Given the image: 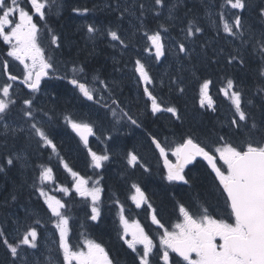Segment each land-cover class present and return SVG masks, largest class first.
<instances>
[{"label": "trees", "instance_id": "trees-1", "mask_svg": "<svg viewBox=\"0 0 264 264\" xmlns=\"http://www.w3.org/2000/svg\"><path fill=\"white\" fill-rule=\"evenodd\" d=\"M127 2L132 3L133 0H56L59 7H52L53 11L46 8L44 10L46 21H41L39 15L32 10L29 0H20L21 6L33 16V22L38 24L39 42L44 48L45 57L50 58L54 67L48 69L49 77L42 83L38 92L26 91L22 86L15 84L17 88H14L11 93L17 100V104L12 108L11 116L4 120L23 122L26 128L31 129V122L26 121L20 109L25 99L32 98L36 110L35 115L43 122L42 126L46 134L56 146V153H53L50 147L42 146V142H39L31 131L24 133L25 136L19 134L5 137L2 135L3 130L0 126V160L9 155L14 157L24 154L27 157L25 167L20 161L15 166H8L5 163V171L0 172V229H3L13 242L29 228L37 230L38 244L43 234L54 232L55 218L51 217V213L44 204V198L36 190L38 187H43L47 195L61 200L66 205L63 211L70 221L68 239L72 249L84 250V242L93 240L104 247L114 264H139L137 254L131 252L113 231L116 228V218L121 213V208L125 212L124 217L126 219L130 217L129 210L134 207L130 199L134 192L133 184L138 186L147 198L153 193L149 182L144 180L148 178L149 173L146 176L139 175L138 166L131 167L128 164V153L135 154L141 165L142 161L147 163L157 161L156 155L153 156L155 152L148 146L152 138H156L162 144L170 143L169 141L161 142L164 141L162 137L166 138L165 129H170L172 135L170 140L177 144L183 143L187 138H192L210 153L224 142L237 146L242 145L246 135L243 132L236 133L232 128L230 122L237 117L234 116L232 106L220 91L227 79H232L235 90L243 93V106L250 113L251 118L258 123L264 122V93L256 91L264 83L258 75L261 56L258 50L253 49L255 40L264 34V17L260 16V10L264 8V0H246V8L242 12L231 8L225 9V18H228V22H233V13L241 15L245 32L253 37L252 42L244 47H240L238 41L232 42L231 38H227L222 29L217 33L208 20V10L215 3L216 7L213 11L218 12L222 0H183L177 8L173 9L170 22L165 20L162 14L157 16L153 11L150 14H143L149 33L159 30V26L163 24L169 32L165 36L174 40L175 45L177 40L183 39L184 33L181 30L187 27L189 20L203 29V32L189 43L192 57L190 60L183 59V62L188 64L187 70H182L180 73L175 68H168L165 73L161 68L154 69V62L147 65L148 72L154 81L147 87L162 107H174L177 112L176 116L164 111L152 114L149 101L144 97V85L138 83L139 78L131 73L135 61L131 56L128 61L124 60L123 51L132 47L140 53L142 52L141 45L128 35L130 29H125L127 22L122 20L125 18L124 14L121 16L122 12L115 11L116 9L114 11L117 14L109 15L107 12L110 6L116 7L117 4L122 5ZM138 2L152 9L154 0H138ZM85 8L88 9L87 13H83ZM73 9L81 11L78 13ZM118 16L120 19L117 18ZM155 17H157V22L154 20ZM118 20L124 25L122 30L127 32V37L122 34L121 26L116 24ZM104 21L106 26L101 23ZM154 24L156 25L153 26ZM87 25H94L99 29L94 39H89ZM49 29L58 37L59 47L51 43ZM108 29L117 30L128 46L122 51L119 50V45L112 47L111 44L115 42L107 37ZM8 47L0 40V86L7 81L3 74V63L7 61L10 66V57L6 56ZM234 48L238 49V52L234 53ZM231 54H236L237 60L230 65L228 58ZM241 58L243 63L240 62ZM74 68L83 69V71L74 72ZM128 72L129 75H125ZM74 77L88 86L93 83L99 85V80L107 83L111 91L110 102L107 103V107L104 106L106 108L102 110L100 108L99 111L101 115L103 112L107 117L109 116L112 129L114 127L111 120L113 116L109 107L113 109L117 107L112 104V100H116L120 109L137 121V124H132L127 117L120 121L125 126L126 134L120 137L119 143H113L115 146L111 147L110 142L102 138L98 144L90 140L88 147H85L65 121V116H70L76 122L90 125L95 117L85 116L86 113L82 114L81 108L85 105V101L78 89L68 84V80ZM136 79L137 83H135ZM204 80L211 81L209 95L213 99L212 108L207 105L200 106V85ZM249 99L252 104H248ZM1 124L2 121H0ZM129 127H132L133 133L128 131ZM99 129L95 127V132L99 133ZM134 133L137 135L134 136ZM136 139H140L141 144H137ZM256 139H259V136ZM107 143L108 147H106ZM139 145L146 147L141 149L137 147ZM89 148L97 153L109 155V161L104 163L101 169L95 170L90 167ZM64 164L87 179L89 186L96 183L100 185L102 198L97 205L100 211L97 222H92L90 219L91 200L76 194L72 187L73 177L65 169ZM143 166H147L148 169L152 168L150 164H143ZM44 168L52 169L53 179L42 185L39 181V174ZM190 169L189 171L192 172L188 179L191 187L190 189L184 188L187 195L181 199L173 194L171 199L169 198V203L168 199L162 196L158 201L163 203V209L170 212L175 210L176 206L186 202L189 203V209H191L190 201L203 204L200 207H207L209 213L214 211L211 208L214 203L218 206H225L222 192L217 189L215 179H212V175L203 163H195ZM187 174L189 175V172ZM126 175L132 179L130 180ZM60 188H66L68 191H60ZM193 192L200 198L192 196ZM13 195L15 199H12ZM29 211H31L30 216L27 215ZM14 214L17 221L9 218ZM0 247L5 250V254L10 255L6 248Z\"/></svg>", "mask_w": 264, "mask_h": 264}, {"label": "snow or ice", "instance_id": "snow-or-ice-1", "mask_svg": "<svg viewBox=\"0 0 264 264\" xmlns=\"http://www.w3.org/2000/svg\"><path fill=\"white\" fill-rule=\"evenodd\" d=\"M29 3L35 14L39 15L41 21H46L47 17L44 11L46 8L59 7L56 0H29ZM137 4L142 16L145 6L143 3H139L138 0H133L131 4L126 5L121 16L124 13L134 16L133 9L137 7ZM116 7L119 9L120 5L117 4ZM165 7H169L167 0H154L151 11L159 16ZM215 7V3H213L212 8L209 9V20L217 33L220 32V26H222L225 36L231 38L232 42L238 41L240 47L252 42L253 37L244 30L241 15L233 13L234 20L232 23H229L225 18L226 8L242 12L246 8V0H222L219 11L215 13L219 16V25H217L216 20L212 19V12ZM173 8H175L174 4L169 7V19L172 18ZM73 11L79 13L81 10L73 9ZM87 12V8L83 9V13ZM17 16L18 20L16 19ZM260 16L264 17V8L260 10ZM98 31L99 29L94 25H87L89 39H94ZM161 31L168 32V28L161 24L159 30L152 34L145 32L151 48L155 50L154 54L157 61H160L161 57L165 55V45L162 43ZM181 31L184 33V37L182 40L176 41L177 46L174 51L178 60H190L192 50L189 48V43L193 42V38L201 34L203 29L192 20H189L187 27ZM39 34L38 24L33 22V16L21 6L20 0H0V40L9 46L6 56L23 65L24 74L21 83L33 93L39 91L41 78L47 74V70L54 67L50 62V58L45 57L44 48L39 42ZM49 35L51 43L59 47L57 44L58 37L50 29ZM107 37L110 41L115 42L111 44L114 48L117 45L122 48L128 46L117 30L108 29ZM253 49L254 51L258 50L261 56L258 75L264 81V34L261 38L255 40ZM236 52H238V49L234 48V53ZM236 60L237 55L231 54L228 58V64L231 65ZM240 62L243 63L242 58ZM8 67V62L5 61L3 63V74L7 76V81L0 86V121L9 117L12 108L17 104V100L13 98L10 89H14L13 82L17 81L18 77L10 74ZM73 71L82 72L83 69L74 68ZM134 71L139 77L138 83L145 86L144 95L151 102L152 114L155 115L164 111L176 116V109L174 107H162L147 87V85L153 84L154 81L145 64L140 60H136ZM69 83L77 88L86 100H94V91L97 89L88 86L75 77L70 79ZM98 83L104 91H109L105 81L99 80ZM210 84V80H204L200 85L201 107L207 105V107L212 108L213 106V99L209 95ZM220 91L231 101L234 116L237 117L230 122L232 128L236 133L243 132L246 135L242 145L237 146L224 142L221 146L215 147L214 152L210 153L205 147L194 142L192 138H187L172 150V156L176 158L173 164L170 163L167 157L166 148L156 138H152L151 142L164 160V167L167 171L165 179L170 183L182 182L187 184L188 180L184 174L186 165L191 164L197 157H201L206 161L215 174L219 189H222V196L225 197V214L230 215L234 222H227L223 218H213L207 207L201 206L200 211L193 214L190 209L180 204L178 212L179 218L182 219H178V222L173 226V230L169 231L153 214L152 223L158 228L164 229L163 234L160 236L159 249L154 252L156 246L153 240L149 238L138 223H133L130 226L121 208L120 222L124 228L121 239L128 235L131 236L130 240L124 239V243L132 252L137 254L139 264H154L153 257H156L162 264H170L171 253H175L176 257L180 258L179 260H171V264H181V261L184 264H264V122L258 123L251 118L250 113L243 106V93L235 90L232 79H227L226 84L221 87ZM256 91L257 93H264V83ZM112 104L117 105L116 109L109 107L114 120L120 122L124 117H127L132 124H137L135 119H132L127 112L120 109L116 100H112ZM248 104H252L250 99ZM105 106L107 107V105ZM35 111L34 100L32 98L25 99L20 112L26 121L31 122L32 135L37 137L39 142H42V146L50 147L53 153H56V146L46 134L42 126L43 122L37 119ZM65 121L80 137L85 147H88V137L93 134L92 127L87 123L76 122L70 116H65ZM9 131L15 135L17 129L10 128L8 124H5L2 135L7 136ZM19 131H23V129L21 128ZM257 136H259V139H256ZM220 139L223 141V137ZM88 155L90 157V167L95 170L101 169L104 163L109 160L107 154H98L92 151L91 148L88 149ZM217 156L219 161H222L226 171L218 166ZM22 160V155H15L14 157L9 155L3 158L0 160V172L5 171V163L8 166H15L18 161ZM61 163H63L62 160ZM136 163H138V157L129 152L128 164L133 166ZM64 167L73 177L72 187L76 194L91 200L90 219L96 221L100 215L97 205L100 201L102 189L95 185L89 187L87 179L72 171L67 164H64ZM52 179L51 168H44L39 174V181L42 185L52 181ZM132 187L135 192L130 199L139 208L142 203L147 202V198L138 186L133 184ZM36 190L44 198V204L47 206L48 212L51 213V217L55 218L54 227L59 234V249L63 254V264H73V261H75V264H114L109 259L104 247L93 240L84 242L86 251L72 249L68 239L70 221L63 211L66 207L65 203L47 195L43 187H38ZM59 190L68 191L66 188H60ZM15 198L13 195L12 199ZM37 237V230L29 228L13 242L8 238L6 232L0 229V246L6 248L10 254L9 264H29L25 258L28 254L23 250L24 248L36 249L38 247ZM138 245L142 246V252L138 249ZM50 264H56V261L50 258Z\"/></svg>", "mask_w": 264, "mask_h": 264}, {"label": "rangeland", "instance_id": "rangeland-1", "mask_svg": "<svg viewBox=\"0 0 264 264\" xmlns=\"http://www.w3.org/2000/svg\"><path fill=\"white\" fill-rule=\"evenodd\" d=\"M182 2H183V0H168L167 4L169 5V7L174 4L175 8H177L178 4H181ZM128 4H131V3L127 2V3L120 5L119 9H117L116 7L110 6V9L111 8H112L111 10L116 9L115 11H120V13H121V12H123L124 7ZM169 7H165L161 11L160 14L163 15V18L165 20L170 22ZM150 9L151 8H149L148 6H145L144 13L150 14L152 12ZM173 9H172V11H173ZM115 11H108L107 13L112 15L114 13H117ZM133 11L135 12L134 16L129 15L128 13H124L125 18H122V20L124 22H127L125 29L126 30L130 29V32L128 33V35L133 37L134 39H136V42H138L141 45L140 47L142 49V52L139 53L137 49L133 50L132 47H128L127 51H123V53H124L123 56L125 57L124 60L128 61L129 56H131L134 61L140 60L143 64H145L147 70H148L147 65L149 66L150 62H152V63L154 62L153 68L154 69H160L161 68L164 70L165 73L167 72L168 68H175L178 72H181L182 70H187L188 64L183 62L184 60H178L177 59V56H176L175 51H174V49L177 46V45H175V41L172 40L170 37L165 36L169 32H161V35L163 37L162 43L165 45V55L161 57L160 60H162V61L156 60L155 54H154L155 50L153 48H151V46L147 40V36L145 35V32H147L148 34H152V33H149L147 30V24H146V21L144 20V15L141 16L140 9L138 8V5L135 9H133ZM215 13L216 12H214V11L212 12V19L216 20V22L218 23L219 17ZM209 15H210V13L208 10V20H209ZM171 17H172V12H171ZM117 18L120 19L119 16ZM16 19L18 20V16L16 17ZM125 19H126V21H125ZM156 19H157V17L155 18V20ZM227 20H228V18H227ZM101 23H104V22H101ZM229 23H232V22H229ZM116 24L121 26V30H122V27H124L123 24L119 23V20H118V22H116ZM221 29H222V26H221ZM134 31H135V33H133ZM178 32H179V35H181V32L179 30H178ZM122 34L124 35V37H127V32L123 31ZM137 34L139 36L138 39H137ZM182 37H184V35ZM129 42L131 43V41H129ZM119 50L122 51L123 48L119 47ZM10 67H11V71H13L16 75L21 76V78L23 79V74H24L23 65H21L18 61H15L12 58H10ZM134 68H135V66L131 68V71H132L131 73L134 76H136V78H137L138 75L135 73ZM125 75L128 76L129 72L126 73ZM131 81H133V80L131 79ZM136 81H137V79L135 80V83H137ZM90 87L97 89L96 91H94V97L100 103L98 104V107H95V105H91V104H88L87 102H85V105L82 107L83 109L81 108V110H82L81 112H82V114L86 113L85 116H88V115L92 116L93 115L96 117V118L93 117V123H90V126L92 127L93 130H95V127L100 128V129H99V133H96L94 131V136H93L92 140L94 143L98 144L103 138L106 140V142H108V143L110 142L111 147L115 146V145H113V143H116V144L119 143V141L121 139L120 137L122 135L126 134L125 126L123 123L117 122L112 117L111 118V120L113 122L112 125L114 126L112 129L110 127L111 124H110L109 116L107 117V115H105L103 112H102L103 115H101L100 111H99L100 108H101V110L103 108H106L104 106L110 102L109 97L111 95V91H104L102 87H100L99 85L94 84V83ZM117 87H119V85H117ZM14 88H17V86L15 84H14ZM13 90L14 89H10V92H12ZM110 90H112V89H110ZM42 93H44V90H42ZM101 97H103V98H101ZM144 97L147 99L146 96H144ZM227 102L230 103V105L232 106L231 101L229 99H227ZM149 104H150V110H151V102L150 101H149ZM232 108H233V106H232ZM233 110H234V108H233ZM97 117H99V118H97ZM4 121H2V124L0 125L3 132H4V125L5 124H8L10 126V128L17 129V132L15 133V135L29 133L31 131V129L26 128V124H24L23 122H18L16 120H4ZM21 128L23 129V131H19V129H21ZM128 131H132V127H129ZM10 133H11V135H13L11 131H9L8 135H10ZM132 133H133V131H132ZM135 134L136 133H134V136L137 135V134L136 135ZM15 135H13V136H15ZM136 141H138L137 144L140 143V139H137ZM170 142L171 143H168L167 148L169 150V153L172 155V150L178 144L176 142H174L173 140H171ZM140 147H142V145L138 146V148H140ZM98 154H103V153H98ZM21 155L23 156V160L20 162H21V164H23V167H25L27 165V157L24 154H21ZM173 158L176 159L175 157H173ZM216 159L221 164V166H223L222 161H219L218 156L216 157ZM136 164L131 166V167L136 166ZM223 171H226V168L224 166H223ZM93 185L101 188L100 185L97 183L93 184ZM93 185H91L89 187H92ZM101 195H102V191L100 193V197H101ZM30 214H31V211L27 212L28 216H30ZM10 216H9V218H12L13 220L15 219V221H17V217H15V214H14V216H11V217ZM69 230H70V226H69ZM83 247H84V245H83ZM84 250L86 251V248H84ZM23 251L28 254V255H26L25 258L29 262V264H50V258L54 259L56 261V264H63V254L59 249V234H58V231L56 228L54 229V232L43 234V236L39 240V244H38V247L36 249L24 248ZM141 251H142V248H141ZM6 255L7 254H5V250H3L0 247V264H9L11 257H10V255H7V256ZM73 264H75V261H73Z\"/></svg>", "mask_w": 264, "mask_h": 264}, {"label": "flooded vegetation", "instance_id": "flooded-vegetation-1", "mask_svg": "<svg viewBox=\"0 0 264 264\" xmlns=\"http://www.w3.org/2000/svg\"><path fill=\"white\" fill-rule=\"evenodd\" d=\"M162 61V60H161ZM164 132L167 134L166 138H163L162 140H169L171 135V131H169V129H165ZM170 132V133H169ZM169 133V134H168ZM170 137H167L169 136ZM152 140H150V144L148 146V148H152L153 151L155 152L154 155H156V158L158 159L157 161H152V162H143L142 161V165L141 162H138L136 164V166H138L137 169V173L139 175H144L146 176L148 173V178L144 179L146 181L149 182L151 189L153 190L152 196L150 195L149 198H147V202L146 203H142L141 207L137 208L136 205L129 210L130 213H128V215H130V217L128 219H126L128 221V224L131 226L133 223H138L140 225L141 228L144 229L145 233L149 236L150 239L153 240L154 245L156 246L154 248V252L158 251L159 249V240H160V236L163 234L164 229L163 228H158L156 225H154L152 223V215L155 214L157 216V219L165 226V228H167V230L172 231L173 230V226L178 222L176 220L178 219H182L179 218V212H178V206H176L175 210L168 212L166 209H163V203L159 202L158 199L163 197H166L169 203V198L171 199V196L173 194H175L177 197L179 198H183V196L187 195L185 189H190V183H189V179L188 176H190L192 171H189V169L192 167V165H194L195 163L200 162L198 161H194L192 162L191 165H189L188 167H186L184 169V174H185V178L188 180V183H182V182H168L165 179V176L167 174L164 166H163V162L160 159V156L158 154V152L156 151L154 145L151 142ZM162 146H164L166 148V153H167V157L173 162L175 163L176 159H174L170 153L169 150L167 148V144H162ZM145 145H142L141 148H145ZM109 156V155H108ZM109 161V160H108ZM106 161V162H108ZM105 162V163H106ZM194 163V164H193ZM201 163H203L201 161ZM143 164H150L152 165V168H146L147 166H143ZM203 165L206 167V165L203 163ZM219 166V164H218ZM221 167V169L223 170V166H219ZM147 169V170H146ZM206 169L208 170V172L211 174V172L209 171V169L206 167ZM191 170V169H190ZM189 172V175L187 174ZM212 179L214 180V177L211 176ZM190 178V177H189ZM216 180H214V183L216 184L217 189H219V186L217 184V182H215ZM219 191H221V189H219ZM174 192V193H173ZM222 192V191H221ZM146 196V195H145ZM192 196H195L197 198H200L197 194H195L194 192L192 193ZM102 198V195L101 197ZM225 199V197H224ZM184 200V199H183ZM187 201V200H185ZM165 203H167L165 201ZM191 204V212L193 214H196L200 211V205L203 204H199V203H194L193 201H190ZM217 203H214L213 205H211V208H213L214 211H210L209 214H211L213 216V218H223L228 222H234L232 221L230 215H226L225 214V206H218L216 205ZM184 206H186L189 209V203L186 202L185 204H183ZM151 206V207H150ZM127 212V211H126ZM123 213L124 210H123ZM120 215L116 218V228L113 230L115 232V236L118 237L119 239H121V236L124 233V228L123 225L120 222ZM99 220V217L96 221H92V222H97ZM124 239L130 240L131 236H125ZM124 239H121L122 243H124ZM124 245H126L124 243ZM127 247V245H126ZM138 249L141 250L142 246L138 245L137 246ZM128 248V247H127ZM129 249V248H128ZM131 252L132 250L129 249ZM142 252V251H141ZM134 253V252H133ZM136 254V253H135ZM171 260H179V257H176L175 253H171ZM171 260H170V264H171ZM153 261L154 264H162L161 261H158L156 259V257H153ZM181 264H184L183 261H181Z\"/></svg>", "mask_w": 264, "mask_h": 264}, {"label": "bare ground", "instance_id": "bare-ground-1", "mask_svg": "<svg viewBox=\"0 0 264 264\" xmlns=\"http://www.w3.org/2000/svg\"><path fill=\"white\" fill-rule=\"evenodd\" d=\"M73 5H74V4H73ZM50 9H51V8H50ZM108 9H109V8H108ZM111 9H112V8H111ZM51 10L53 11L54 9H51ZM109 10H110V9H109ZM109 10H108V11H109ZM147 10H148V9H147ZM113 11H114V10H113ZM67 14H68V13H67ZM107 14H108V13H107ZM114 14H117V13H114ZM109 15H110V14H109ZM66 16H67V15H66ZM116 16H117V15H116ZM112 17H113V16H112ZM149 17H150V16H149ZM151 17H152V16H151ZM151 17H150V18H151ZM155 18H156V17H155ZM112 19H113V18H112ZM146 19H147V16H146ZM154 20H155V19H154ZM147 22H148V21H147ZM156 22H157V20H156ZM106 23H107V22H106ZM153 23H154V21H153ZM104 24H105V21H104ZM155 25H156V24H154L153 26H155ZM101 26H102V24H101ZM105 26H106V24H105ZM105 26H104V27H105ZM107 27H108V26H107ZM100 28H101V27H100ZM102 28H103V27H102ZM102 28H101V29H102ZM195 48H196V47H195ZM152 71H153V70H152ZM156 71H157V70H156ZM176 71H177V70H176ZM153 73H155V72L153 71ZM180 73H181V72H180ZM156 77H157V76H156ZM156 77H155V78H156ZM160 77H161V76H160ZM164 80H165V79H164ZM162 82H163V81H162ZM133 86H134V85H133ZM163 86H164V84H163ZM164 88H165V87H164ZM166 88H167V87H166ZM163 90H164V89H163ZM165 90H166V89H165ZM166 93H167V92H166ZM78 105H79V104H78ZM80 105H81V104H80ZM79 107H80V106H79ZM77 108H78V107H77ZM82 109H83V108H82ZM78 112H79V111H78ZM78 112H77V113H78ZM18 113H19V112H18ZM14 115H15V114H14ZM77 115H79V114H77ZM80 115H82V114H80ZM84 115H85V114H84ZM10 116H11V115H10ZM15 116H16V115H15ZM13 117H14V116H13ZM11 118H12V117H11ZM14 118H16V117H14ZM14 118H13V119H14ZM98 118H99V117H98ZM19 119H20V118H19ZM91 119H92V118H91ZM7 120H8V119H7ZM92 120H93V119H92ZM19 121H20V120H19ZM96 121H97V120H96ZM4 122H5V121H4ZM19 124H20V123H19ZM167 130H168V129H167ZM169 131H170V129H169ZM18 132H19V131H18ZM169 133H170V132H169ZM169 133H168V134H169ZM165 134H166V133H165ZM10 135H11V133H10ZM162 135H163V134H162ZM166 135H167V134H166ZM16 136H17V135H16ZM23 136H25V135L23 134ZM5 137H6V136H5ZM167 137H170V135L167 136ZM171 137H172V136H171ZM162 138H164V137H162ZM162 138H161V139H162ZM173 138H174V136H173ZM15 139H18V138H15ZM132 139H133V138H132ZM170 139H171V138H170ZM170 139H169V140H170ZM136 140H137V139H136ZM169 140H168V141H169ZM165 141L167 142L166 139H165L164 141H161V142H165ZM170 143H171V142H170ZM108 145H109V144L107 143V146H106V147H108ZM167 145H168V144H167ZM139 146H140V145H139ZM103 147H104V146H103ZM137 147H138V146H137ZM140 148H141V147H140ZM102 149H104V148H102ZM28 154L31 155L30 153H28ZM73 154H74V153H73ZM20 155H21V154H20ZM70 156H71V155H70ZM111 158H112V156H111ZM73 161H74V160H73ZM73 161H72V162H73ZM112 163H114V162H112ZM22 166H23V165H22ZM128 176H129V175H128ZM126 177H127V175H126ZM129 177H130V176H129ZM129 177H127V178H129ZM129 179H130V178H129ZM131 179H132V178H131ZM131 179H130V180H131ZM173 193H174V192H173ZM184 198H185V197H184Z\"/></svg>", "mask_w": 264, "mask_h": 264}, {"label": "water", "instance_id": "water-1", "mask_svg": "<svg viewBox=\"0 0 264 264\" xmlns=\"http://www.w3.org/2000/svg\"><path fill=\"white\" fill-rule=\"evenodd\" d=\"M47 78V74L46 75H44L42 78H41V82L44 80V79H46ZM6 79H7V76H6ZM21 81L22 80H20V79H17V81H15V83H20L21 85H23L24 87H25V85L23 84V83H21ZM70 84V83H69ZM71 85V84H70ZM72 86V85H71ZM73 87V86H72ZM25 89H27L28 91H30L27 87H25ZM82 95V94H81ZM83 97V96H82ZM83 99L84 100H86L84 97H83ZM86 101H88V100H86ZM94 101V100H93ZM93 101H88V102H93ZM75 134H76V132H75ZM77 135V134H76ZM157 150V149H156ZM158 151V150H157ZM158 153H159V151H158ZM159 155H160V153H159ZM161 157V156H160ZM162 159V161H163V165H164V160H163V158H161ZM196 160H202L203 162H205V164L209 167V165L207 164V162L206 161H204L201 157H197L196 158ZM171 163V162H170ZM190 165V164H189ZM189 165H186V167L187 166H189ZM209 169H210V171H211V168L209 167ZM212 172V171H211ZM212 174L215 176V174L212 172Z\"/></svg>", "mask_w": 264, "mask_h": 264}]
</instances>
